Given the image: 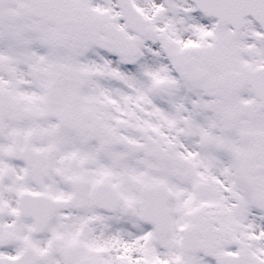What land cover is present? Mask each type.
<instances>
[{
	"label": "snow or ice",
	"instance_id": "snow-or-ice-1",
	"mask_svg": "<svg viewBox=\"0 0 264 264\" xmlns=\"http://www.w3.org/2000/svg\"><path fill=\"white\" fill-rule=\"evenodd\" d=\"M0 264H264V0H0Z\"/></svg>",
	"mask_w": 264,
	"mask_h": 264
}]
</instances>
